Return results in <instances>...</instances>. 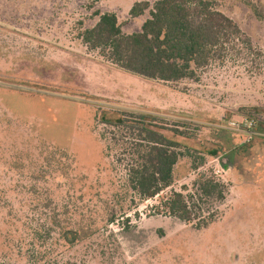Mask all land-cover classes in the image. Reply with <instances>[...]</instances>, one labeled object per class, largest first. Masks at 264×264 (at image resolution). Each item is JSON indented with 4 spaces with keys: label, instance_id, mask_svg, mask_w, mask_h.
Wrapping results in <instances>:
<instances>
[{
    "label": "rangeland",
    "instance_id": "obj_1",
    "mask_svg": "<svg viewBox=\"0 0 264 264\" xmlns=\"http://www.w3.org/2000/svg\"><path fill=\"white\" fill-rule=\"evenodd\" d=\"M136 1L0 0V264H264V0H211L262 57L229 53L176 82L126 72L78 37L96 9L139 31ZM118 116L181 143L151 199L127 185V134L107 123ZM201 175L227 186L206 205L213 221L153 212Z\"/></svg>",
    "mask_w": 264,
    "mask_h": 264
},
{
    "label": "trees",
    "instance_id": "obj_2",
    "mask_svg": "<svg viewBox=\"0 0 264 264\" xmlns=\"http://www.w3.org/2000/svg\"><path fill=\"white\" fill-rule=\"evenodd\" d=\"M148 10L149 17L140 30L124 33L115 13L95 10V23L79 33L81 42L89 50L116 67L145 79L176 82L195 78L197 71L211 60L226 54H254L262 57L252 40L228 16L217 10L211 0H156L136 1L129 15L137 17ZM256 63L258 72L261 67ZM264 68V61H263ZM259 112L257 106L251 107ZM127 134L124 164L128 187L141 199H151L173 182V168L181 156L177 140L148 127L144 120L117 117L107 122ZM184 135L185 130H173ZM218 150L210 151L217 154ZM230 161V160H229ZM193 168H197L193 164ZM227 186L213 178L199 176L192 182L189 193L170 191L153 206L156 214H167L183 222L206 226L213 221L215 209L206 205L222 201ZM75 239V231H67ZM48 263V262H46Z\"/></svg>",
    "mask_w": 264,
    "mask_h": 264
}]
</instances>
